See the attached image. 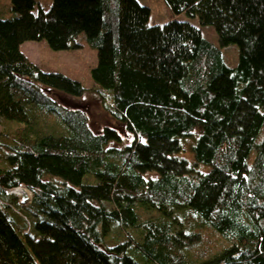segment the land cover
<instances>
[{"label":"trees","instance_id":"16d2710c","mask_svg":"<svg viewBox=\"0 0 264 264\" xmlns=\"http://www.w3.org/2000/svg\"><path fill=\"white\" fill-rule=\"evenodd\" d=\"M164 1L173 16L159 24L138 0H10L0 264H264V0ZM181 13L213 26L217 44ZM27 40L95 50L93 90L129 142L52 99L45 89H86L30 61ZM232 44L229 66L221 48ZM18 187L32 192L28 205L10 193ZM114 224L140 239L105 245Z\"/></svg>","mask_w":264,"mask_h":264},{"label":"rangeland","instance_id":"374dc122","mask_svg":"<svg viewBox=\"0 0 264 264\" xmlns=\"http://www.w3.org/2000/svg\"><path fill=\"white\" fill-rule=\"evenodd\" d=\"M43 8H48L51 4V0H37ZM141 4L147 5L150 8L149 23L162 24L172 18L173 14L165 3L164 0H138ZM14 12L11 9L10 0H0V17L1 18H12ZM180 20H188L192 24L199 26L203 36L210 42L217 44V35L211 25L201 26L198 23L197 18H190L185 13H181L175 16ZM79 36H84L80 34ZM83 41H85L83 39ZM21 51L38 67L43 70L58 71L62 72L71 78H74L81 82L85 87V93L80 97H74L64 94L55 90L45 89L46 93L61 106L66 108H76L82 110L87 118L90 128L98 133L104 126H110L116 128L122 135L124 143L129 142L128 134L125 128L114 120L111 115L104 109L102 100L99 98L97 93L93 90V85L90 78V68L96 64V51L90 49L86 43L81 48L70 49V50H52L49 48L44 40L24 41L20 46ZM224 61L229 66H234L237 62V46L232 44L221 48ZM55 126V124H54ZM4 126L0 123V130ZM55 128H58L56 124ZM50 130H53L50 128ZM190 140L184 143V156L188 159H192L191 153L189 152ZM25 191V198H21L16 194V189L11 190L10 193L16 197L17 203L24 206L28 205L31 201L32 192L26 188H22ZM19 189V188H17ZM14 202V201H12ZM11 211L14 215H20L16 209L13 208ZM126 234L131 235L134 239L139 240L140 235L138 232L130 229L123 228L121 225L114 224L111 232L104 237L105 245L113 246L118 241H123Z\"/></svg>","mask_w":264,"mask_h":264},{"label":"bare ground","instance_id":"6f19581e","mask_svg":"<svg viewBox=\"0 0 264 264\" xmlns=\"http://www.w3.org/2000/svg\"><path fill=\"white\" fill-rule=\"evenodd\" d=\"M16 194L21 197V198H24L25 197V191L21 188L19 189H16Z\"/></svg>","mask_w":264,"mask_h":264},{"label":"built area","instance_id":"2783aa9c","mask_svg":"<svg viewBox=\"0 0 264 264\" xmlns=\"http://www.w3.org/2000/svg\"><path fill=\"white\" fill-rule=\"evenodd\" d=\"M18 188H20V187H18ZM15 189H17V188H15ZM25 197H26V195H25ZM25 197H24V198H25ZM29 203H30V202H29Z\"/></svg>","mask_w":264,"mask_h":264}]
</instances>
